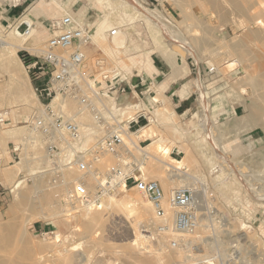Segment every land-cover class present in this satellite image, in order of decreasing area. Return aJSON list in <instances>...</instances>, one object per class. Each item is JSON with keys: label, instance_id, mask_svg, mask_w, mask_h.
<instances>
[{"label": "rangeland", "instance_id": "obj_1", "mask_svg": "<svg viewBox=\"0 0 264 264\" xmlns=\"http://www.w3.org/2000/svg\"><path fill=\"white\" fill-rule=\"evenodd\" d=\"M18 9L26 10L23 21L34 22L32 35H15L21 21L6 22L0 14V40L34 54L50 38L49 20L68 12L87 24L90 34L95 26L104 29L86 48L89 67L100 59L107 71L118 69L137 83L141 75L153 79L152 59L188 64L189 111L176 109L153 79L150 93L121 103L129 110L117 113V119L143 114L129 137L143 148L152 144L146 152L174 167L167 165L168 170L132 146L128 161H139L166 198L198 178L208 194L193 234L176 233L173 213L159 218L132 187L108 194L92 209L71 201L64 187L52 183L44 144L29 125L41 104L24 66L25 51L11 52L0 43V112L11 111L10 121L0 122V181L10 194L0 206V264H264V0H27ZM177 42L186 45L187 58L172 49ZM63 99L58 96L55 104L85 126L84 144H94L104 131L78 100ZM144 126L151 133L137 138L134 133ZM9 142L23 144L15 160ZM164 146L181 153L165 159ZM116 164L105 154L97 168L104 173ZM10 165L23 174L14 185ZM173 171L180 177L170 180ZM66 177L85 178L91 191L98 190L94 176L71 172ZM139 195L144 206L136 203ZM163 226L170 230L162 232Z\"/></svg>", "mask_w": 264, "mask_h": 264}, {"label": "built area", "instance_id": "obj_2", "mask_svg": "<svg viewBox=\"0 0 264 264\" xmlns=\"http://www.w3.org/2000/svg\"><path fill=\"white\" fill-rule=\"evenodd\" d=\"M21 4L22 0H19L15 7ZM20 21L17 30L29 36L34 22ZM22 26L24 30H21ZM48 30L50 38L38 54L29 49L22 51H25V69L30 80L37 85L34 92L41 104L40 111L32 114L29 125L44 144L46 158L50 162L48 170L55 176L52 183L64 187L68 193L66 197L81 207L97 205L108 194L132 187L150 202L159 218H167L168 210L173 213L176 233H195L201 216L198 208L206 203L208 194L201 178L196 179L194 184L173 189L166 198L160 183L146 178L139 161H128L132 150L126 139L131 129L139 126L143 114L119 122L116 106L133 94L145 96L150 93L154 80L141 75L134 83L118 69H104V62L100 59L89 67L86 48L92 40L91 30L72 13L66 12L50 19ZM111 34L115 36L117 30H111ZM144 87L145 91H139ZM58 96L64 97L62 103L67 98H74L84 105L104 135L98 137L94 144L86 146L85 126L76 121L75 116L66 115L61 105L55 104ZM10 113V110L0 112V122H9ZM22 147L23 144L14 145L13 150L17 153ZM180 153L173 149L171 155L179 156ZM105 154L112 155L117 164L103 173L98 170L97 164ZM71 172L94 176L98 180V190L91 191L85 178L69 181L66 176ZM197 192L201 193V203ZM205 207L210 209L209 205ZM161 231H167L166 226L161 227ZM172 246L177 247L178 242L174 240Z\"/></svg>", "mask_w": 264, "mask_h": 264}, {"label": "crops", "instance_id": "obj_3", "mask_svg": "<svg viewBox=\"0 0 264 264\" xmlns=\"http://www.w3.org/2000/svg\"><path fill=\"white\" fill-rule=\"evenodd\" d=\"M4 3H1L0 6V14L3 15L4 21H12L15 24L19 19H22V16L25 14L26 10H19L18 8L25 4L23 1L20 6L15 7V4H11L9 0H3ZM9 1V2H8ZM12 2L14 0H11ZM14 3V2H13ZM151 65L153 68L151 69V73L153 75V79H158L160 81V87L163 89L164 93L171 97L174 102L176 109H183V112H187L190 110V99L193 95L192 86L190 84V75L192 74V69L188 64H184L178 58L176 61L168 63L165 60H160L159 64L152 59ZM137 81V80H136ZM9 142L8 148L10 157L15 160L16 154L13 150L14 143ZM12 148V149H11ZM13 160L9 162V164L13 163ZM14 165H10L7 169L10 172V185H14L17 181L16 179L21 178L23 176L22 172H16L14 169ZM7 187L0 181V206L7 201L9 198V193L7 192Z\"/></svg>", "mask_w": 264, "mask_h": 264}, {"label": "bare ground", "instance_id": "obj_4", "mask_svg": "<svg viewBox=\"0 0 264 264\" xmlns=\"http://www.w3.org/2000/svg\"><path fill=\"white\" fill-rule=\"evenodd\" d=\"M15 1H19V0H15ZM256 5V4H255ZM247 7H248V5H247ZM256 11V10H255ZM73 14V13H72ZM256 14V13H255ZM74 15V14H73ZM254 15V14H253ZM259 25V24H258ZM261 25V24H260ZM18 27V26H17ZM262 27V26H261ZM103 29V27L102 26H95L94 28H93V33L92 34H90V36H91V39H92V41L94 40L95 41V39H97L98 37H100V35L102 34V31H104V29ZM91 30V29H90ZM91 33V32H90ZM15 35H19L20 37H22V38H25V37H30L31 35H32V32H31V34L29 35V36H27V35H23L21 32H19V30H17V28H16V31H15ZM243 36H245V35H243ZM98 40V39H97ZM263 40V39H262ZM99 41V40H98ZM258 41V40H257ZM97 42V41H96ZM95 42V43H96ZM235 42V41H234ZM0 43L2 44V45H4V47L6 46L11 52H16V50L17 49H21V50H26V49H29V50H31V48H24L25 46L24 45H21V46H16V45H14V44H11V43H6V42H2L1 40H0ZM239 43V42H238ZM261 43V42H260ZM175 46H172V49L177 53V54H179V55H181L183 58H187V53H186V45L184 44V43H180V42H177V43H173ZM243 44V43H242ZM235 45V44H234ZM99 46V45H98ZM101 47H102V45H100ZM236 46V45H235ZM257 46V45H256ZM245 47V46H244ZM263 47V46H262ZM100 48V47H99ZM103 48V47H102ZM102 48H100V49H102ZM229 48V47H228ZM246 48H247V46H246ZM255 48V47H254ZM236 49V48H235ZM243 50V49H242ZM263 50V49H262ZM103 51H105V50H103ZM253 51V50H252ZM256 56V55H255ZM263 56V55H262ZM236 61V60H235ZM102 62H104V61H102ZM237 62V61H236ZM235 62V63H236ZM261 62V61H260ZM231 63V62H230ZM238 63V62H237ZM236 63V64H237ZM240 64V63H239ZM247 64V63H246ZM227 65V64H226ZM229 65V64H228ZM243 65V64H242ZM256 65V64H255ZM259 65V64H258ZM258 68V67H257ZM235 69V68H234ZM245 69V68H244ZM254 69V68H253ZM252 69V70H253ZM255 70V69H254ZM256 70H258V69H256ZM259 71V70H258ZM253 72V71H252ZM263 77V76H262ZM246 79V78H245ZM256 79V78H255ZM260 79V78H259ZM250 80V79H249ZM248 80V81H249ZM249 84V83H248ZM255 102V101H254ZM122 106H124V104H122L121 105V103H119L117 106H116V110H117V112L118 113H121V114H123V115H125V114H127V110H129V108H127V106L125 107V108H121V110H120V108L119 107H122ZM126 109V111H124ZM236 126V125H235ZM143 133V137H146V136H148V133H151V131H150V129H147V126H144V127H142L139 131H137L136 133H134V134H136V135H138L139 137H137V138H140V135ZM128 137H129V135H128ZM127 137V138H128ZM149 137H151V136H149ZM129 140L127 141V145L128 146H132V147H134L135 149H138V150H141V151H145L146 152V150L150 147V146H152V144L151 145H149V146H147V147H145V148H143V147H141L139 144H138V141L137 140H135V139H133V138H131V137H129L128 138ZM158 141H160V140H157V141H155L154 143H156V142H158ZM153 143V144H154ZM171 150L172 149H170V148H167V146L165 147H162V149H161V152H162V155H163V157L166 159H168V157H169V155H170V153H171ZM148 151V150H147ZM187 154V153H186ZM146 158H157L159 161H161L162 163H164V164H166V165H164V166H170V167H174L172 164H170V160H168V161H170L169 163L167 162H165V161H163V160H160L158 157H155V156H153V155H151L149 152H146ZM170 158V157H169ZM171 159V158H170ZM174 160V159H173ZM174 162V161H173ZM180 163V162H179ZM178 163V165H180ZM178 165H177V167H178ZM168 166L166 167V169L168 168ZM172 168H168V170L170 169H172ZM176 168V167H175ZM175 168H174V170H175ZM165 171V170H164ZM172 171V170H171ZM166 172V171H165ZM174 172V171H173ZM172 172V173H173ZM177 172V171H176ZM167 173V172H166ZM175 173V172H174ZM173 173V174H174ZM178 173V172H177ZM165 174V173H164ZM171 174V173H168V175H167V177H168V179H172L174 176H179V174L180 173H178V174ZM181 175H183V174H181ZM166 176V175H165ZM185 176V175H184ZM180 177V176H179ZM190 177H191V175H190ZM186 179H187V176H186ZM194 179V178H193ZM187 185V184H186ZM180 187H182V186H180ZM198 191V190H197ZM200 195H201V193H198L197 192V198L199 199V203H201V198H200ZM202 197V196H201ZM137 199H136V203H138V204H141V205H143L144 206V201L142 200V196L140 197V195H139V197H136ZM135 199V198H134ZM145 200H146V198H145ZM131 202H134V201H131ZM149 202V201H148ZM146 204L147 203H145V207H146ZM203 205H204V203H203ZM202 205V206H203ZM94 206H96V205H90V209H92ZM202 206L200 207V208H198V211H200L201 209H202ZM88 207V206H87ZM143 215L144 214H142V217H143ZM168 225V224H167ZM205 228V227H204ZM170 230V228L168 227V226H166V230ZM213 260V259H212ZM212 260H209V259H207V261H206V263H211L212 262Z\"/></svg>", "mask_w": 264, "mask_h": 264}]
</instances>
